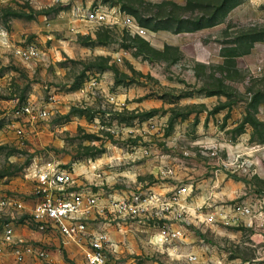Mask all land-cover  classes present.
Instances as JSON below:
<instances>
[{
  "label": "rangeland",
  "instance_id": "374dc122",
  "mask_svg": "<svg viewBox=\"0 0 264 264\" xmlns=\"http://www.w3.org/2000/svg\"><path fill=\"white\" fill-rule=\"evenodd\" d=\"M100 5L132 14L147 36L75 20ZM31 44L40 58L23 61L15 49ZM28 102L49 116L16 115ZM50 161L103 196L192 182L195 195L249 204L250 226L205 239L230 251L227 264H264V0H0V196L30 203V168ZM167 166L179 177L162 178ZM14 221L57 264H86L27 215ZM165 222L88 220L119 244L117 264H187L185 242L157 241Z\"/></svg>",
  "mask_w": 264,
  "mask_h": 264
},
{
  "label": "built area",
  "instance_id": "2783aa9c",
  "mask_svg": "<svg viewBox=\"0 0 264 264\" xmlns=\"http://www.w3.org/2000/svg\"><path fill=\"white\" fill-rule=\"evenodd\" d=\"M74 16L75 20H85L90 25H122L133 35L146 37L148 34V29L140 25L132 14L116 7L108 9L100 5L92 9H79ZM15 53L23 61L37 60L41 55L34 44L18 47ZM54 101L56 97L50 95L49 103ZM15 113L32 119H46L50 110L47 103L28 102L17 107ZM28 176L35 185L34 198L30 203L19 197L0 196V212L8 213L10 218L1 222L0 256H10L20 264L29 261L57 264L45 248L18 230L14 220L23 215H27L40 231L58 234L62 244L80 247L86 264H117L112 258L117 257L120 247L110 232L105 228L89 227L88 220L97 214L108 222L164 217L170 223L165 222L157 234V241L162 244L183 241L191 226L219 223L251 225L253 221V208L249 204L236 202L218 207L191 205V192L188 190L193 185L190 183L166 191L150 185L129 193H108L103 196L80 183L75 171L60 162L36 164L30 168ZM160 176H174V169L167 166L160 171ZM185 257L190 262L198 259L194 254Z\"/></svg>",
  "mask_w": 264,
  "mask_h": 264
},
{
  "label": "crops",
  "instance_id": "0c3cea01",
  "mask_svg": "<svg viewBox=\"0 0 264 264\" xmlns=\"http://www.w3.org/2000/svg\"><path fill=\"white\" fill-rule=\"evenodd\" d=\"M152 100L153 101H149V102L145 100L146 103H141L140 107L148 108V107H153V105L156 106L157 101L156 100L154 101V99ZM134 103L138 104L137 102H134ZM133 107H136V106H133ZM174 171H175V175L172 178L176 179L179 176L177 175L175 168H174ZM210 173L217 174V171L215 172L210 171ZM189 183L193 185L192 182H189ZM157 186L158 188H162L165 191L172 190L175 188V184L169 181L168 182L161 181L160 183H158ZM192 187L194 188V185ZM193 188L188 190L189 193L191 192L189 196V201L191 202V205H205V207H218L221 204H223L222 202H220L219 199H216L215 197L211 195H203V196L195 195L193 193ZM196 188H200L199 185ZM245 225L250 226L248 224H245ZM239 226H242V225H235V224L224 225L221 223L215 224V225L205 224V225L198 226L199 228H201L200 230L201 232L199 235H193L194 231L191 230L188 233V235L184 238V240L182 241V242H185V244H187L185 246L184 253L182 254L184 261L187 264H227V259H228L227 254H229L230 251L223 250L217 244H213L212 242L207 241L205 239V236L208 235L218 240H226L229 237H231V234L233 233L234 228L236 227L235 229H238L240 228ZM194 243H197V245H193ZM219 244H222V242H219ZM74 249H76L78 252V246L74 247ZM182 250H183V246H182ZM178 251H181V250L178 248ZM190 254L196 255L198 259L193 262L188 261L185 255H190ZM247 262L248 261H246L245 263Z\"/></svg>",
  "mask_w": 264,
  "mask_h": 264
}]
</instances>
